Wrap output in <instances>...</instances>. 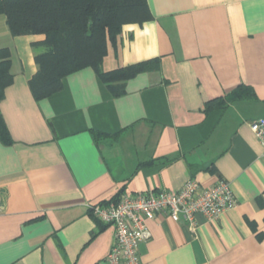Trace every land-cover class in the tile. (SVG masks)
I'll list each match as a JSON object with an SVG mask.
<instances>
[{
	"label": "crops",
	"instance_id": "obj_1",
	"mask_svg": "<svg viewBox=\"0 0 264 264\" xmlns=\"http://www.w3.org/2000/svg\"><path fill=\"white\" fill-rule=\"evenodd\" d=\"M153 18L107 36L109 72L156 59L112 95L90 66L35 99L32 44L0 14L13 81L0 113V264H107L113 230L89 206L190 178L229 182L237 204L197 227L147 219L140 264H264L263 147L249 122L264 116V0H147ZM242 94V98L220 100Z\"/></svg>",
	"mask_w": 264,
	"mask_h": 264
},
{
	"label": "trees",
	"instance_id": "obj_2",
	"mask_svg": "<svg viewBox=\"0 0 264 264\" xmlns=\"http://www.w3.org/2000/svg\"><path fill=\"white\" fill-rule=\"evenodd\" d=\"M12 35L43 34L44 40L32 44L37 71L29 80L33 97H48L62 88L69 73L90 66L111 94L125 92L124 80L143 71L158 68L156 59L130 64L109 72L101 68L107 36L118 34L125 24L144 23L153 16L147 0H0ZM37 46L43 50L36 51ZM10 52L0 48V100L13 81L9 71ZM239 92L221 99L242 98ZM0 140L8 143L9 134L0 113Z\"/></svg>",
	"mask_w": 264,
	"mask_h": 264
},
{
	"label": "built area",
	"instance_id": "obj_3",
	"mask_svg": "<svg viewBox=\"0 0 264 264\" xmlns=\"http://www.w3.org/2000/svg\"><path fill=\"white\" fill-rule=\"evenodd\" d=\"M249 126L263 147L264 157V116L250 121ZM236 204L228 181L219 179L214 185L203 187L190 178L178 191L157 188L134 194L123 192L115 200L89 206V211L113 230L106 263L140 264L139 243L150 237L147 219L165 214L195 229L197 214H202L206 220H214Z\"/></svg>",
	"mask_w": 264,
	"mask_h": 264
},
{
	"label": "rangeland",
	"instance_id": "obj_4",
	"mask_svg": "<svg viewBox=\"0 0 264 264\" xmlns=\"http://www.w3.org/2000/svg\"><path fill=\"white\" fill-rule=\"evenodd\" d=\"M41 50H43V47L42 46H37V48H36V51H41Z\"/></svg>",
	"mask_w": 264,
	"mask_h": 264
}]
</instances>
